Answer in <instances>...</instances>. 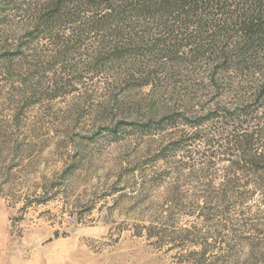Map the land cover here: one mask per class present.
Here are the masks:
<instances>
[{
    "label": "trees",
    "instance_id": "1",
    "mask_svg": "<svg viewBox=\"0 0 264 264\" xmlns=\"http://www.w3.org/2000/svg\"><path fill=\"white\" fill-rule=\"evenodd\" d=\"M0 4V26L14 16L26 24L18 38L6 37L15 47L0 50V66L35 93L57 97L78 84L94 92L96 83H84L70 62L91 46L83 63L90 79L102 75L105 110L150 97V118L127 123L156 142L150 188L163 190L164 200L150 218L154 244L181 249L182 264H235L244 237L252 247L242 264H264V0ZM44 39L55 46L48 56L34 46ZM57 64L75 78L54 72ZM182 214L204 217L207 226L180 225ZM218 242L227 246L219 255Z\"/></svg>",
    "mask_w": 264,
    "mask_h": 264
},
{
    "label": "rangeland",
    "instance_id": "2",
    "mask_svg": "<svg viewBox=\"0 0 264 264\" xmlns=\"http://www.w3.org/2000/svg\"><path fill=\"white\" fill-rule=\"evenodd\" d=\"M12 18L0 26V50L15 47L7 36L26 30L24 19ZM35 45L44 56L55 48L47 39ZM89 47L70 62L84 83H96L94 92L78 84L57 97L35 93L0 66V264H182L181 249L150 239V218L164 200L163 190L150 188L156 142L142 125L127 123L150 118V97L117 113L105 110L102 75L90 79L93 72L84 66ZM57 65L54 72L75 78ZM179 222L207 226L196 215L182 214ZM216 246L215 254L227 250ZM251 247L242 237L235 264L249 259Z\"/></svg>",
    "mask_w": 264,
    "mask_h": 264
}]
</instances>
